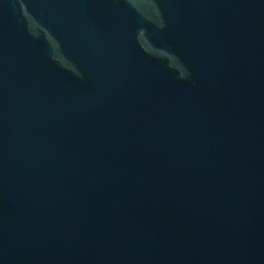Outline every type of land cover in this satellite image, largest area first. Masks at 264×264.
Masks as SVG:
<instances>
[{
  "label": "water",
  "instance_id": "water-1",
  "mask_svg": "<svg viewBox=\"0 0 264 264\" xmlns=\"http://www.w3.org/2000/svg\"><path fill=\"white\" fill-rule=\"evenodd\" d=\"M33 3L29 10L48 27V0ZM250 9L256 10L254 5ZM16 29L0 35V185L14 187L19 195L34 188V181L37 188L7 211L13 220L0 214V264H116L118 245H129V238L121 241L123 230L138 229L139 217L168 207L167 195L178 211L191 212L199 223L206 264H246L245 255L256 243L214 227L227 217V206L246 205L260 211L264 231V141L253 131L226 139L213 130L225 122L246 123L262 107L237 111L239 100L264 94V62L257 51L248 56L245 48H236L218 54L219 47L209 45L199 66L206 75L205 93L196 69L198 92L177 77L156 81L153 75L155 81H146L141 93L139 86L132 99L113 92L108 103L101 94L98 102L106 107L87 115L81 107L87 102L66 101L64 85L48 86L47 70L33 52L24 59V76L16 75L12 84V67L19 59L10 52L15 37L22 50L29 46L48 52L42 39L27 35L24 24ZM170 79L184 87L168 84ZM83 90L79 94L86 98L88 90ZM53 92L69 106L53 105L48 100ZM263 119L246 125L257 126ZM47 120L48 126H42ZM30 126L25 143L18 134ZM50 128L68 142L65 147L48 146V138L57 140ZM12 140L16 154H2ZM182 166L184 174H177ZM243 186L248 189L244 203L236 195ZM48 231L71 233L58 236L68 248L48 253ZM235 241L246 248L245 255Z\"/></svg>",
  "mask_w": 264,
  "mask_h": 264
}]
</instances>
